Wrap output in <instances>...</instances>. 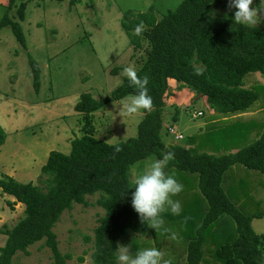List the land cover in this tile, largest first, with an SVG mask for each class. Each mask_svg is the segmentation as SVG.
Wrapping results in <instances>:
<instances>
[{
    "label": "trees",
    "instance_id": "16d2710c",
    "mask_svg": "<svg viewBox=\"0 0 264 264\" xmlns=\"http://www.w3.org/2000/svg\"><path fill=\"white\" fill-rule=\"evenodd\" d=\"M36 1L39 0H8L0 19V31L9 27L23 49H26V39L20 23L25 20L28 4ZM214 1L183 0L159 21L152 9L135 16L132 11L124 14L126 23L121 26L130 44L139 48L141 39L147 44L137 74L149 79L147 88L152 108L142 110L136 137L110 145L94 137L92 116L111 103L136 95L135 86L124 79L100 101L89 93L79 96L74 111L82 116V136L71 141L69 154L51 151L36 184H21L8 176L0 179L1 193L24 208L23 218L11 229L0 230L6 237L0 247V264H12L17 254L27 255V249L41 241L49 249L53 264H66L69 257L60 253L53 229L65 211L73 205L86 206V197L96 194L99 195L96 204L104 215L93 232L91 261L92 264H116L119 240L132 233L142 237L154 234L131 206L134 183L130 169L137 162L158 159L168 152L173 153L174 158L167 163L165 171L175 177H194L200 196L197 197L199 202L191 204L194 238L187 247V264H201L202 246L208 235L212 240L219 239L215 253L211 254L214 264H264V237L257 235L251 225L253 219L262 218V214L242 212L222 188L225 173L234 166H243L264 177V133L250 145L222 156L200 153L198 147H165L161 136L169 81L179 83L196 97L205 98L210 109L223 117L248 112L259 98V88L246 89L244 78L254 73L264 76V28L210 16L209 8ZM11 12L15 20L10 17ZM140 22L145 28L137 36L134 28ZM28 63L37 93L39 66L30 57ZM177 113L172 121L177 120ZM222 131L210 136L209 141L216 149L223 145L227 148L228 131L226 128ZM239 135L236 130L233 143L239 141ZM5 139L0 127V147ZM203 201L207 207L205 215H201L205 211ZM180 215L184 216L183 220L190 216L185 211ZM197 216L201 220L196 219ZM221 217L228 219L224 224L229 225L228 229L218 225L213 231ZM197 222H200L198 227Z\"/></svg>",
    "mask_w": 264,
    "mask_h": 264
},
{
    "label": "rangeland",
    "instance_id": "374dc122",
    "mask_svg": "<svg viewBox=\"0 0 264 264\" xmlns=\"http://www.w3.org/2000/svg\"><path fill=\"white\" fill-rule=\"evenodd\" d=\"M182 1L32 2L27 6L25 20L20 23L26 39V49L17 43L9 27L2 29L0 127L6 139L0 147V179L2 176H8L21 184L38 183L41 179L40 170L45 165L49 153L57 151L69 154L71 141L82 136V118L74 111L79 96L89 93L95 100L100 101L126 79L121 76L123 68L130 64H135L136 68L139 66L147 44L142 39L139 48L130 44L121 26L123 22L126 23L124 19L126 12L132 11L135 16L137 13L144 14L152 9L159 21L169 11L175 10ZM259 3L260 0H253L250 7H256ZM7 4L8 0H0V19ZM228 4L229 0H215L209 8L210 16L232 19L235 9L230 10ZM13 13H10V17L15 20ZM258 17L259 23L256 26L264 28V10L258 13ZM29 57L37 62L40 70V86L37 93L32 85ZM113 72H116V75H111ZM244 87L259 88L257 102L248 112L239 114L249 116L227 115L225 120L216 117L220 120L219 126L212 127L226 128L229 131L233 123L249 119L256 127L248 134L247 142H253L264 133V110H261L264 109V76L259 73L247 75L244 78ZM128 99L130 97L111 103L92 116L93 135L96 139L113 145L136 137L137 125L143 113L140 110L133 115H126L120 105ZM164 101L166 105L163 113L164 124L172 125L174 130L172 137L162 135L165 147H192L188 141L193 135L198 136L193 134L197 132V127L200 129L199 125L216 116L205 98L194 96L190 90L180 87L175 81H169V93ZM258 110L262 113L261 111L256 113ZM175 113L178 115L177 120L172 121ZM229 116L232 118L235 116L234 120L227 118ZM247 142L242 146L249 144ZM230 148L238 147L228 149ZM198 151L205 153L209 150ZM151 160L137 162L131 167L132 182ZM240 167L225 177V191L231 192L232 185L237 186L239 181L243 183L242 189L249 195L243 206H240V210L249 215L262 214V218L253 219L251 225L257 235L264 237V177L256 171ZM193 178L191 175L176 176L178 182L183 185V191L172 197L180 202V212L185 211L190 215L191 204L199 202L198 198L191 199V190L197 189ZM7 197L10 199V196ZM98 197L97 194L86 197V206L73 205L62 214L53 229L60 253L69 257L66 264H92L93 232L104 215V211L96 204ZM239 202L241 203V199ZM16 206L11 209L0 195V230L3 227L11 229V226L21 219L24 208ZM165 212L171 213L170 210ZM162 220V227L154 230L157 237L153 238L151 235L142 237L132 233L127 238L119 240V246H129L132 253L156 247L163 253L161 264L163 260L169 258L172 264H187V239L182 236L186 229L181 235L179 231L178 236V230L172 228L175 219L169 223H164L165 219ZM185 227L190 231L188 224ZM173 234L178 241L170 242L172 239L170 236ZM166 235H169L168 238ZM5 239L6 237L0 234V247L4 245ZM203 251L206 253L204 252L201 264H214L213 259L207 258L210 253H207L204 247ZM27 252V255L17 254L12 264H53L51 253L45 247L44 241L30 246Z\"/></svg>",
    "mask_w": 264,
    "mask_h": 264
},
{
    "label": "clouds",
    "instance_id": "9594fccd",
    "mask_svg": "<svg viewBox=\"0 0 264 264\" xmlns=\"http://www.w3.org/2000/svg\"><path fill=\"white\" fill-rule=\"evenodd\" d=\"M252 4L253 0H229V9H235L232 16L233 22L255 27L259 23L258 13L264 10V0H260L256 7H250ZM144 28L145 25L140 22L134 28L135 35L140 36ZM121 76L125 77L137 90L136 95L121 103V110L126 115H133L140 110H150L152 98L148 94V77L138 76L135 64L123 68ZM119 150L117 147L116 151ZM173 158L174 154L168 152L161 158L152 159L135 176L134 186L131 188L134 189L130 197L132 208L139 215L140 220L155 231L162 227L161 213L170 210L172 214L179 215L181 211L180 202L172 197L183 191V185L174 175L165 171L167 163ZM172 239H175L174 234ZM115 254L116 264H161L163 257L161 250L156 247L144 248L132 253L129 246H118ZM163 264H172L171 258L163 260Z\"/></svg>",
    "mask_w": 264,
    "mask_h": 264
},
{
    "label": "crops",
    "instance_id": "0c3cea01",
    "mask_svg": "<svg viewBox=\"0 0 264 264\" xmlns=\"http://www.w3.org/2000/svg\"><path fill=\"white\" fill-rule=\"evenodd\" d=\"M166 108V107H165ZM261 110H264V109H261ZM261 110H258L256 113H258V112H260ZM261 113H262V111H261ZM261 113H259V114H261ZM77 114V113H76ZM259 114H257V116L259 115ZM77 115H79V114H77ZM216 116H214L213 117V119H211V120H209L208 122H206V123H204V124H201V125H199V128L200 129H198V127H197V132L195 131V133H193V134H197L198 136L196 137L195 135H193V137H191V145H193L192 146V148H199V149H208L209 151L208 152H205L206 154H209V155H215V156H222V155H227V154H230V153H235L236 151H238L239 150V148H244V147H246V146H248V145H250L251 143H253V142H247V141H249V140H247V136H248V134L250 133V131L251 130H253V129H255V127H256V125L253 123V121L252 122H250V120L249 119H246V120H244L243 119V121H240L241 123H233V126L230 128V130L228 131V133H227V136L225 137L226 138V141H227V148L226 147H224V145L223 146H221L220 148H218V149H216L213 145H212V143H211V141H209V139H210V136L212 135V134H216V133H222V132H224V131H222V128H213L212 126H219V124H218V122L220 121V120H225L226 119V117H223V116H219V115H217V114H215ZM79 116H81V115H79ZM240 117H245V116H249V115H239ZM82 117V116H81ZM178 117V116H177ZM222 118V119H220V120H217V118ZM234 117L235 116H233V118H232V116H229V117H227V118H229L230 120H234ZM166 120V119H165ZM215 124V125H214ZM165 127V128H164ZM173 129V127L171 126V125H165L164 123H163V129H162V131H161V136L163 135V137L164 136H171L172 137V134L171 133H169V131L167 130V129ZM213 128V129H212ZM209 129H211V130H209ZM224 129V128H223ZM214 130V131H213ZM237 130V132H238V134H240L238 137H237V139L239 140V141H237V142H234L233 143V140H232V136H234V133H235V131ZM162 137V138H163ZM203 137V138H202ZM246 139V140H245ZM163 140V142H164V139H162ZM249 143V144H247V145H245V146H242V145H244V143ZM165 144V143H164ZM229 147H238L237 149L236 148H233V149H228ZM225 150H227V151H225ZM222 151H225V152H222ZM149 160H151V159H149ZM46 161H47V158H46ZM238 168H241L240 166L238 167V166H234V167H232L231 169H229L226 173H225V175H224V177H223V181H222V188L224 189V191H225V188H224V180H225V177L228 175V174H230L231 172H236V170H238ZM243 168V167H242ZM243 170V169H242ZM194 184H196V187H197V181L194 179V182H193ZM242 186H243V183H241L240 181L237 183V186H234V185H232V190H231V192H227V191H225L226 192V194L230 197V200H231V202L233 203V204H235V206L237 207V208H240V206H243V203H245L246 202V198L248 197V193L247 192H244L243 191V189H242ZM0 195H2L3 196V198L7 201V205L11 208V209H13V208H15V207H17L16 205H18V206H22V205H20L19 203H16V204H13L14 203V199L13 198H11L10 197V199H9V197H7L8 195H6V194H2L1 193V191H0ZM191 199H194V198H197V197H200L199 196V194H198V191H197V189H193V190H191ZM252 196V195H251ZM241 199V203L239 202V200ZM234 200H236V202L234 203ZM248 201V200H247ZM202 206L204 205V207H203V211H204V213H201V215L202 214H204L205 215V213H206V209H207V207H206V203L203 201L202 203ZM181 213V212H180ZM200 215V214H199ZM183 217L184 216H182L181 217V215L179 214V215H175V214H171V213H161V218L162 219H165V221H164V223L165 222H167V223H169V221L171 222V220H174L175 219V224L174 225H172V228H174V229H177L178 230V236H179V231H180V235H181V233H182V231L184 230V229H186V233L184 234V235H182L184 238H185V240L187 239V243H186V247H188V245H189V243L191 242V241H193V239L192 238H194L193 237V232L191 233V220L192 219H194V217H191V215L190 216H187V217H189V218H186V219H184L183 220ZM202 217V216H201ZM21 218H23V215L21 216ZM179 219H181V222H179ZM196 219H198V220H201L200 219V217L199 216H197V218ZM228 219L226 218V217H221L220 219H219V222L216 224V226H214V228H213V231H216V229H218V225H220V227H225V226H227V229H228V227H229V225L227 224V225H224V224H226V221H227ZM189 225L190 226V231L189 230H187V228L185 227V225ZM14 226V225H13ZM13 226H11V228L13 227ZM196 226L198 227V226H200V222H197L196 223ZM154 231V230H153ZM164 234V233H163ZM154 235H155V237H157V235L155 234V231H154V234H151V236L154 238ZM170 235V234H169ZM168 235V236H169ZM168 236L166 235V237L168 238ZM181 236V237H182ZM171 238H172V235L170 236ZM6 240V239H5ZM173 241H178V239H175V240H173V239H171L170 240V242H173ZM5 243V242H4ZM219 243V239L218 240H212V238H210L209 237V235L208 236H206V239L204 240V243H203V246L202 247H204L206 250H207V252L208 253H210V256L209 257H207L208 259L210 258L211 260L213 259L212 258V253L214 252L215 253V251H216V249L215 248H212V247H217V245L216 244H218ZM207 246V247H206ZM211 247V248H210ZM209 248V249H208ZM205 251H203V253H204ZM206 253V252H205ZM204 253V254H205ZM211 264V263H210Z\"/></svg>",
    "mask_w": 264,
    "mask_h": 264
},
{
    "label": "built area",
    "instance_id": "2783aa9c",
    "mask_svg": "<svg viewBox=\"0 0 264 264\" xmlns=\"http://www.w3.org/2000/svg\"><path fill=\"white\" fill-rule=\"evenodd\" d=\"M199 115H200V113H199ZM174 132V130L171 128L170 130H169V133H173Z\"/></svg>",
    "mask_w": 264,
    "mask_h": 264
}]
</instances>
